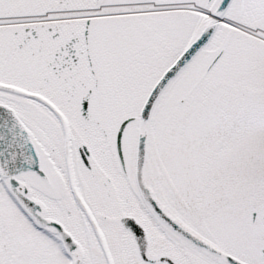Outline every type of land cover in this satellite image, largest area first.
Instances as JSON below:
<instances>
[{
    "label": "snow or ice",
    "instance_id": "obj_1",
    "mask_svg": "<svg viewBox=\"0 0 264 264\" xmlns=\"http://www.w3.org/2000/svg\"><path fill=\"white\" fill-rule=\"evenodd\" d=\"M0 264H264V0H0Z\"/></svg>",
    "mask_w": 264,
    "mask_h": 264
}]
</instances>
